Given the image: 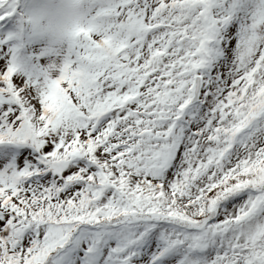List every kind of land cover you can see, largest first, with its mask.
Segmentation results:
<instances>
[{"label":"snow or ice","instance_id":"6c2138e0","mask_svg":"<svg viewBox=\"0 0 264 264\" xmlns=\"http://www.w3.org/2000/svg\"><path fill=\"white\" fill-rule=\"evenodd\" d=\"M95 3L57 74L0 55V264H264V0Z\"/></svg>","mask_w":264,"mask_h":264},{"label":"clouds","instance_id":"9594fccd","mask_svg":"<svg viewBox=\"0 0 264 264\" xmlns=\"http://www.w3.org/2000/svg\"><path fill=\"white\" fill-rule=\"evenodd\" d=\"M13 64L17 70L49 76L68 57L80 38L77 29L100 24L95 0H14ZM33 43L49 53L46 63L34 69L25 48Z\"/></svg>","mask_w":264,"mask_h":264},{"label":"rangeland","instance_id":"374dc122","mask_svg":"<svg viewBox=\"0 0 264 264\" xmlns=\"http://www.w3.org/2000/svg\"><path fill=\"white\" fill-rule=\"evenodd\" d=\"M14 27H15V17L13 15L10 18V23L8 25V29L13 30ZM5 30L6 29L0 28V32H3ZM7 45H8V47L4 48L3 52H0V55L6 54L10 57L12 55V51H13L14 38L8 40ZM26 51L29 54L30 62L33 65H34V63L32 62V60H35L39 63V65H37V66L34 65V69L42 67L46 63V58L51 56V54H49V53L41 54L40 53V47L37 43H33L30 46L26 47ZM17 73H18V75H21V76H26L28 74L27 71H20V70H17ZM57 73H58V68L52 74L55 75Z\"/></svg>","mask_w":264,"mask_h":264}]
</instances>
